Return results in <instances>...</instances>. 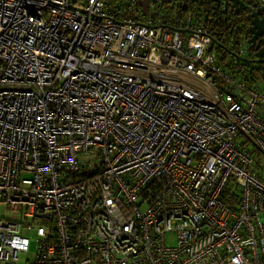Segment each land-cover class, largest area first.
I'll return each mask as SVG.
<instances>
[{
  "label": "built area",
  "instance_id": "built-area-1",
  "mask_svg": "<svg viewBox=\"0 0 264 264\" xmlns=\"http://www.w3.org/2000/svg\"><path fill=\"white\" fill-rule=\"evenodd\" d=\"M192 3L0 0V264H264V87Z\"/></svg>",
  "mask_w": 264,
  "mask_h": 264
},
{
  "label": "trees",
  "instance_id": "trees-1",
  "mask_svg": "<svg viewBox=\"0 0 264 264\" xmlns=\"http://www.w3.org/2000/svg\"><path fill=\"white\" fill-rule=\"evenodd\" d=\"M192 6H196L200 12L206 15V21L209 24L210 30L218 39L224 41V45L217 48V54L221 57L230 55L228 57L231 58V63L229 65L231 71H234L237 66L238 69L241 65H244L252 72H254V70H259L261 73L263 72V67L258 69L254 66V64L257 63H251V65L250 63H243V61L241 62L240 60L241 57L250 58V56H248L249 52L244 46L249 35V18H239L233 11L228 13L219 9L217 10L216 6L212 4V1H195L192 3ZM242 44L244 47H241Z\"/></svg>",
  "mask_w": 264,
  "mask_h": 264
},
{
  "label": "water",
  "instance_id": "water-1",
  "mask_svg": "<svg viewBox=\"0 0 264 264\" xmlns=\"http://www.w3.org/2000/svg\"><path fill=\"white\" fill-rule=\"evenodd\" d=\"M217 4L221 2V0H211ZM191 2H195V0H191ZM234 3L238 2L239 4L245 6L243 1L235 0ZM248 4L252 5L253 12L251 14V24L249 26V34H251V38L248 40L250 47L256 44V60H247L241 59V61L246 63H264V9L259 7L257 3L248 2ZM261 38L259 41L258 39ZM258 41V43H256ZM263 59V60H262Z\"/></svg>",
  "mask_w": 264,
  "mask_h": 264
},
{
  "label": "flooded vegetation",
  "instance_id": "flooded-vegetation-1",
  "mask_svg": "<svg viewBox=\"0 0 264 264\" xmlns=\"http://www.w3.org/2000/svg\"><path fill=\"white\" fill-rule=\"evenodd\" d=\"M196 1H211V0H196ZM233 1L235 0H221V2L219 4L215 3L212 1V4L216 6L217 10H221L223 12H234L235 15H237V17H245V18H249L250 19V24H251V14L253 12V8H252V5L251 4H248V2H250L251 0H239V1H243L245 3V6L239 4L238 2L234 3ZM250 26V25H249ZM251 38V34L248 35V38H247V42H245V47L246 49L248 50L249 54H250V58L247 59L245 57H241L242 59H247V60H256L257 58L255 57V53H256V44L252 47H250V44L248 43V40ZM261 38L258 39V41L260 40ZM258 41L256 43H258ZM263 60V59H262ZM242 62V61H241ZM243 63H246V62H243ZM252 65V64H251ZM254 65H262V67L264 68V63H261V64H254ZM255 74H258V75H262L263 78H264V69H263V72H258V71H255Z\"/></svg>",
  "mask_w": 264,
  "mask_h": 264
},
{
  "label": "rangeland",
  "instance_id": "rangeland-1",
  "mask_svg": "<svg viewBox=\"0 0 264 264\" xmlns=\"http://www.w3.org/2000/svg\"><path fill=\"white\" fill-rule=\"evenodd\" d=\"M248 56H250V54ZM254 66H256V68H258V69L260 67H262V65H254ZM255 71L260 72L259 70H255ZM255 77L257 78V82L261 85V87H264V79H263L262 75H260V77H258V74H255ZM263 92H264V90H263ZM29 238L31 240V244H30V254L32 255L34 253V251H35V242H34V239L35 238L33 236H31ZM167 242L170 245H174L175 242H176L175 235L174 234H168L167 235Z\"/></svg>",
  "mask_w": 264,
  "mask_h": 264
},
{
  "label": "bare ground",
  "instance_id": "bare-ground-1",
  "mask_svg": "<svg viewBox=\"0 0 264 264\" xmlns=\"http://www.w3.org/2000/svg\"><path fill=\"white\" fill-rule=\"evenodd\" d=\"M191 1V0H190ZM196 1V0H195ZM263 77V76H262ZM264 79V78H263Z\"/></svg>",
  "mask_w": 264,
  "mask_h": 264
}]
</instances>
